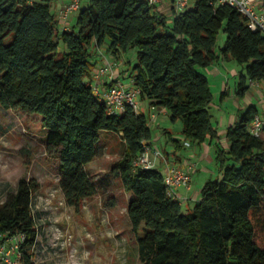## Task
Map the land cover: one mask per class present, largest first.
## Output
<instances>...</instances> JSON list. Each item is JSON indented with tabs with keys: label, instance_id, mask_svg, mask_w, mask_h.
<instances>
[{
	"label": "trees",
	"instance_id": "1",
	"mask_svg": "<svg viewBox=\"0 0 264 264\" xmlns=\"http://www.w3.org/2000/svg\"><path fill=\"white\" fill-rule=\"evenodd\" d=\"M58 1L0 0V105L47 131L68 204L79 210L97 193L87 165L99 153L100 132L113 131L126 144L114 170L132 193L129 217L136 232L144 226L140 264H264L258 237V228L264 229V137L250 131L260 110L250 105L239 111L225 147L205 71L220 59L237 60L247 72L237 91L244 96L249 81L264 82V34L238 8L218 0H195L173 21L150 0H82L66 28ZM221 30L227 41L216 50ZM105 45L116 57L138 49L129 85L139 87L151 106L167 108L172 122H184L185 140L165 129L175 152L192 141L215 145L221 177L205 183L192 208L184 210L167 193L164 167L135 166L151 146L155 119L133 106L111 115L93 88L94 56ZM39 188L36 178L24 176L0 203V235L25 236L22 264H34L39 228L32 197Z\"/></svg>",
	"mask_w": 264,
	"mask_h": 264
},
{
	"label": "rangeland",
	"instance_id": "2",
	"mask_svg": "<svg viewBox=\"0 0 264 264\" xmlns=\"http://www.w3.org/2000/svg\"><path fill=\"white\" fill-rule=\"evenodd\" d=\"M165 12L173 21V13L167 9ZM226 41L227 33L221 30L216 50H221ZM137 50L133 48L122 53L121 57H116L108 52L105 45L95 53L94 58H99L98 52H104L111 63H117L115 72L119 69L125 71L126 76L120 79L128 85L132 70L128 66L130 62L131 65L135 64ZM208 68L205 71L214 94L211 111L220 131L224 130V125H228L223 116L230 115L229 107H233V104L236 105L232 111L236 113L233 115L234 124L239 120V111L242 114L251 104L258 105L263 114L264 82L257 85L249 81L246 94L241 96L237 93L241 74L247 73L244 65L235 59L223 58L219 64L222 70L219 79L215 73L210 75ZM223 85H227L233 95L225 102ZM234 100L237 102L234 103ZM140 110L147 114L142 106ZM171 124L176 136L185 140L184 122L179 119L171 121ZM156 132V126H153L155 135ZM262 135L264 137V131ZM46 136V130L30 125L21 112L8 111L0 105V203L16 193L20 178L28 176L40 183V188L32 197L39 228L38 239L32 250L34 264H140L138 239L144 234V226L139 232L133 229L128 213L132 193L125 189L121 176L114 170L126 151L122 134L109 130L100 132L99 153L87 165L98 191L86 198L79 210L66 200L60 184L58 152L49 147ZM207 166L214 173L213 179L217 178L220 166L215 156ZM206 174L196 175L195 178L194 186L200 189V194ZM183 208L187 210L186 204ZM258 237L264 242V229L260 227Z\"/></svg>",
	"mask_w": 264,
	"mask_h": 264
},
{
	"label": "built area",
	"instance_id": "3",
	"mask_svg": "<svg viewBox=\"0 0 264 264\" xmlns=\"http://www.w3.org/2000/svg\"><path fill=\"white\" fill-rule=\"evenodd\" d=\"M162 0H150L151 3H159ZM195 0H173L174 8L181 12L188 8ZM238 8L248 19L249 26L253 30H259L264 34V0H218ZM82 0H69L59 13L60 20L64 27H68L70 19L79 10ZM116 62L111 63L109 59L99 66L95 72V79L91 81L93 88L102 101L105 102L111 115H121L128 106H133L140 110L141 89L137 86L126 85L121 79L115 78ZM112 78L108 86H103L101 78L104 76ZM261 85V81H253ZM150 112L151 121L156 118L157 108L152 106ZM250 131L257 136H261L264 131V110L253 119ZM189 144V141H187ZM164 161L165 184L167 193L181 202L185 199L180 194L178 188L185 187L190 189L193 183V172L197 165H180L170 161L161 149H153L150 145H145L144 152L135 160L136 167L154 168L159 166V162ZM36 218V217H35ZM25 239L24 235H14L3 237L0 235V264H22L21 242Z\"/></svg>",
	"mask_w": 264,
	"mask_h": 264
},
{
	"label": "crops",
	"instance_id": "4",
	"mask_svg": "<svg viewBox=\"0 0 264 264\" xmlns=\"http://www.w3.org/2000/svg\"><path fill=\"white\" fill-rule=\"evenodd\" d=\"M68 2L69 0H59L56 5V12L59 13L61 11V8ZM158 5H159V8L163 12H165V10L167 9V10H170L173 13V15L177 13L173 5V0H162L161 2L158 3ZM73 22L74 20L72 17L70 19V25H72ZM98 54H99V58H96L97 59L96 69L98 68V66L102 65L107 59H109V57H107L104 52H101V54L98 52ZM221 60L222 59H220V61ZM220 61L210 65L208 68L209 74L211 75L215 73L218 79L222 75V70L221 68H219ZM128 68L131 69L132 65H129ZM125 74L126 73L124 70L122 69L117 70V72L115 73L116 80H120L121 77L126 76ZM92 76H93L92 79L94 80L95 79L94 73ZM101 82L103 86H108L111 84L112 78L106 75L101 78ZM223 86L227 94L226 97L223 98V101L225 102L228 100V98H232L233 95H231V90L228 89L227 85H223ZM234 97L236 99L237 95H235ZM236 102L237 101L234 100V103ZM140 104L143 110H146L147 114L150 115V112H152L151 110L152 106L150 105L149 100L141 99ZM251 105H256V104H251ZM235 107L236 105L233 104V107L232 106L229 107L230 115L225 114L223 116V119L227 121L226 124L228 125L227 126L224 125L225 126L224 130L220 131L222 135L221 143L227 148L229 147V141L227 139V129L228 127L233 125L235 122L233 115H235L236 113H232ZM142 112H145V111H142ZM169 114H170L169 110L165 107L162 109H157L156 118L153 122H151L152 128L153 126H156L157 128V132H156L157 134L156 135L153 134V139L151 140V147L153 149H161L165 153L167 158H169V160L172 161L173 163L180 164V165L194 163L197 165L195 171L193 172V183H192L191 188L188 189L183 186L178 188L182 197L185 198L183 200L182 206L186 204L187 209H189V208H192L195 202L198 201L199 198L201 197L200 189L195 188L194 186L196 175L199 176L203 173L205 175L207 173L206 177L203 180V185L201 187H203L209 179L213 178L214 173L210 168H208L207 165L210 162H212L215 156V145L208 140L202 143H198L197 141H192L190 145H184L182 149L175 152V143L173 142L172 139H170L169 134L165 131V129L172 130L171 132L173 134V138H179L176 136V133L172 129L173 127L171 124V119H170ZM171 149L172 151H170ZM159 167H162V168L164 167V161L159 162ZM218 177H221V173L218 175Z\"/></svg>",
	"mask_w": 264,
	"mask_h": 264
}]
</instances>
